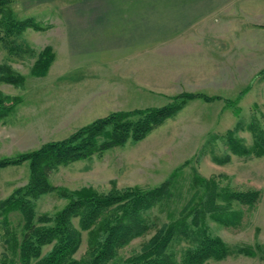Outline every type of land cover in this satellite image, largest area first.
Listing matches in <instances>:
<instances>
[{"label":"rangeland","instance_id":"1","mask_svg":"<svg viewBox=\"0 0 264 264\" xmlns=\"http://www.w3.org/2000/svg\"><path fill=\"white\" fill-rule=\"evenodd\" d=\"M33 2L13 0L8 7L17 19H32L43 29L27 27L14 35L13 49L8 39V43L0 39V75H8L9 68L10 73L22 76L15 84L0 79V91L19 100L0 122V163L46 142L63 139L113 111L187 99L183 108L144 139L129 140L102 154L61 165L51 173L50 181L70 190L108 193L114 188L149 189L170 180L169 193L146 212L152 228L133 239L122 250L125 255L139 251L156 226L181 216L180 211L191 202L194 192L203 193L205 180L215 182L217 191H221L215 200L222 208L214 212L218 219L208 212L205 221L208 232L221 237L231 252L204 264H264V155L234 153L229 138L233 131L234 140L251 148L257 133H261L259 142L264 144V8L250 17L243 16L252 30L241 32L240 46L217 49L216 56L214 49L206 47L181 48L176 53L166 49L160 84L150 83L142 89L130 86L137 81L122 80L120 69L111 65L103 73L80 72L71 56L73 46L64 47L63 33L57 26L56 8L64 1ZM42 53L52 61L45 74L35 75L32 70ZM186 55L190 62L183 64ZM92 68L89 65V70ZM184 93L197 96L183 97ZM29 176L28 161L0 164V200L26 185ZM196 177L199 180L194 181ZM252 190L259 191L255 205L230 198L231 205L223 208L227 202L223 196L228 191ZM203 198L207 202L208 194ZM67 201L53 191L38 198L36 210L53 214ZM199 201L198 197L192 202ZM9 220L16 224L18 216L11 213ZM5 231L0 223V252L5 248ZM189 244L184 238L172 249L179 256ZM89 245V232L82 231L75 257L84 254ZM50 249L51 245L45 246L43 254Z\"/></svg>","mask_w":264,"mask_h":264},{"label":"trees","instance_id":"2","mask_svg":"<svg viewBox=\"0 0 264 264\" xmlns=\"http://www.w3.org/2000/svg\"><path fill=\"white\" fill-rule=\"evenodd\" d=\"M11 1L13 0H0V39H8L9 43L7 40L6 42L13 49L10 46L13 45L14 35L27 27H43L32 19H17L13 9L8 7ZM51 61V57L42 53L35 63L33 74H45ZM8 71V75H0L1 80L14 84L22 80V76L10 73L9 68ZM195 96L197 95L183 94V97ZM18 102L17 98H11L0 91V122L14 110ZM186 103L187 99H184L163 106L113 111L79 127L63 139L46 142L35 150L0 163L19 164L28 161L30 168L28 183L0 200V223L6 228L2 234L5 248L0 252V264H204L211 258L227 257L231 252L229 247L221 237L208 232L205 221L208 212L218 219L214 212H219L218 209L222 208L215 200L221 194V191H217L215 182L207 183L205 180V190L200 195L198 191L194 192L188 204L191 206H184L180 211L181 216L156 226L155 232L139 251L125 255L122 250L133 239L144 236L152 228L146 212L166 197L170 180L149 189L139 186L114 188L108 193L90 189L70 190L50 181L51 173L61 165L102 154L129 140L144 139ZM260 134L257 133L253 146L248 148L234 140L233 131H230L233 152L264 155V144L259 142ZM196 180L199 177L194 178ZM53 191L67 198V203L53 214L38 213V198ZM206 193L207 202L203 198ZM198 197L199 203H193ZM258 197V190L228 191L223 196L227 200L223 208L231 205L230 198L252 206L256 204ZM11 213L18 216L16 224L9 220ZM191 214L193 216L188 221ZM75 219L78 220V225L75 224ZM226 221L224 218V224ZM82 231L89 232L90 245L84 254L75 257L82 243ZM184 238L190 244L178 256L172 245ZM48 245H51V249L43 254L44 247Z\"/></svg>","mask_w":264,"mask_h":264},{"label":"crops","instance_id":"3","mask_svg":"<svg viewBox=\"0 0 264 264\" xmlns=\"http://www.w3.org/2000/svg\"><path fill=\"white\" fill-rule=\"evenodd\" d=\"M30 1H64L56 8L57 26L80 72L103 73L111 65L142 89L160 84L168 49L206 47L216 56L217 49L240 46L241 32L252 30L243 16L264 8V0Z\"/></svg>","mask_w":264,"mask_h":264}]
</instances>
